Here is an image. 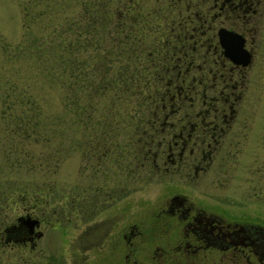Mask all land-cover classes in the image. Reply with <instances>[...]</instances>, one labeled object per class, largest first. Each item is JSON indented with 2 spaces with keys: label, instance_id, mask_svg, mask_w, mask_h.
Masks as SVG:
<instances>
[{
  "label": "flooded vegetation",
  "instance_id": "1",
  "mask_svg": "<svg viewBox=\"0 0 264 264\" xmlns=\"http://www.w3.org/2000/svg\"><path fill=\"white\" fill-rule=\"evenodd\" d=\"M107 3L99 0L93 20L98 69L95 76L86 70L81 85L89 103L91 94L107 95L109 114L104 123L99 111L100 119L85 125L95 134L82 167L86 182L66 196L65 222L80 226L63 231L79 246L70 258L264 264V223L221 203L237 190L232 177L253 141L248 103L264 45V0H113L110 9ZM117 61L122 65L110 69ZM122 95H137L139 104L119 117ZM153 184L165 194L150 208L119 203L120 193ZM22 210L0 230V250L10 243L33 250L43 237L49 219L34 207ZM25 219L38 225L30 230Z\"/></svg>",
  "mask_w": 264,
  "mask_h": 264
},
{
  "label": "rangeland",
  "instance_id": "2",
  "mask_svg": "<svg viewBox=\"0 0 264 264\" xmlns=\"http://www.w3.org/2000/svg\"><path fill=\"white\" fill-rule=\"evenodd\" d=\"M105 1H108L110 9L113 0ZM26 4L31 7L29 13L32 14L27 30L23 28ZM98 8L99 0H0V43L7 48L6 53L11 52L7 59L0 54V66L4 67L8 78L15 79L18 86L27 88L25 94L40 107L44 123L40 126L44 131L40 135H47L50 140L53 136L47 146L41 140L34 143L12 142L8 139L11 138L9 127L0 123V230L16 222L20 215H25L23 206L30 212L34 207L36 216H42L44 221L49 219L43 237L36 241L35 249L14 243L2 246L1 264H20L24 260L28 264H80L77 256L70 258V249L79 247L78 244L68 243L69 239L63 232L66 229L80 231L79 225L65 222L66 196L71 189H79L86 182L82 167L89 149L87 143L95 132L88 131L90 125L87 128L85 125L90 122L94 124L95 120L100 119V113L106 120L110 101L107 95L99 94L96 97L90 93L93 99L89 103L88 92L78 89L76 94L85 104L81 110L83 114L79 116L69 110L70 98L65 102L63 98L66 92L72 93L75 86L73 75L77 74L78 69H81L82 75L86 70L90 75H96L97 24L93 20ZM110 37L107 35V38ZM107 38L104 48L109 49L110 39ZM19 46L22 48L19 53L14 52ZM61 54H65L66 70L71 74V78L70 74L63 77L66 86H63L57 73ZM121 65L122 62L117 61L110 69ZM251 92L248 112L254 128L253 141L247 146L232 177L234 180L231 184L237 183V190L228 193L230 198L224 196L221 203L225 208L232 204L240 206L248 215L264 223V45L260 62L254 68ZM122 98L121 104L115 106L121 113L119 117L125 116L130 106L137 108L139 104L137 95ZM87 105L93 107L92 113H89L91 108L88 110ZM120 119L126 123L127 118ZM28 152L34 153L30 160L26 157ZM161 188L153 184L140 192L120 193L119 203L128 202L136 211L150 208L155 201L164 197L165 191ZM43 210H48V214L43 216ZM54 210L55 216L52 214ZM103 260L109 262L106 256ZM105 261L102 263L107 264ZM112 264H122V260L115 259Z\"/></svg>",
  "mask_w": 264,
  "mask_h": 264
},
{
  "label": "trees",
  "instance_id": "3",
  "mask_svg": "<svg viewBox=\"0 0 264 264\" xmlns=\"http://www.w3.org/2000/svg\"><path fill=\"white\" fill-rule=\"evenodd\" d=\"M24 9L25 11L23 12L24 13L23 28L27 30L30 27V25L28 26V24H30V22L32 21V17H31L32 14L30 15L29 13L31 10V7H29L26 4L24 6ZM78 40L80 39L78 38ZM21 49L22 48L20 46L16 47L14 49V52L19 53V50ZM6 52H7V48L5 47V45L2 47V44L0 43V54L7 59V57H10L11 52H8V53ZM58 61H59L58 62L59 71H57V73L60 78V81L63 83V86H66L67 82H65L66 83L65 85L64 80H63V77H65L68 74L66 70V65H65V61H66L65 54L63 55L61 54V56H59ZM70 70L71 69H70V64H69V71ZM5 73L6 71L4 70V67L0 66V102H1L0 103V123H3L9 127L8 130H9V135L11 136V138H8V139L11 140L12 142L14 141L31 142L32 141L33 143L36 140L38 141L41 140L45 142L47 146L48 142H50L53 139V136L51 137V140H50V138L46 137L47 135L46 136L40 135L41 132H44L42 130V127H40L41 124H44L43 121L41 120L42 115L39 111L40 107L35 103L32 97L26 95L28 91L26 87L22 88L21 86H18L19 84L17 83V81L15 79L8 78ZM69 76L71 78V74ZM73 79H74L73 84L75 86L73 87L72 93L66 92L64 95L63 101L64 102L68 101V98H70L69 99V110H72L73 112L75 111L76 114H78L79 116H82L83 113L81 112V110L85 104L83 105V103L79 100L80 98L79 95L76 94L78 92V89H80V91L81 89L85 90V88L82 87L81 85V82H82L81 69L80 70L78 69L77 74L73 75ZM67 88L68 86L66 87V89ZM88 107L89 106L87 105V108ZM30 153L28 152L26 156L29 158V160L34 156V153L32 154ZM23 208L25 207L23 206ZM30 208L31 207H29V209ZM43 211H46V210H43ZM28 263L29 262L24 260L20 264H28Z\"/></svg>",
  "mask_w": 264,
  "mask_h": 264
},
{
  "label": "water",
  "instance_id": "4",
  "mask_svg": "<svg viewBox=\"0 0 264 264\" xmlns=\"http://www.w3.org/2000/svg\"><path fill=\"white\" fill-rule=\"evenodd\" d=\"M20 220V219H19ZM26 220V221H25ZM24 220V224L27 226V227H29V229L30 230H33V228L36 226V225H38V221L36 220V219H34V220H27V219H25ZM40 236V233L39 234H37V237H39Z\"/></svg>",
  "mask_w": 264,
  "mask_h": 264
}]
</instances>
